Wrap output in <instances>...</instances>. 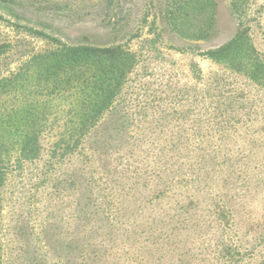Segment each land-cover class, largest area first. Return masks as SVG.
<instances>
[{"label": "rangeland", "instance_id": "374dc122", "mask_svg": "<svg viewBox=\"0 0 264 264\" xmlns=\"http://www.w3.org/2000/svg\"><path fill=\"white\" fill-rule=\"evenodd\" d=\"M0 161V264H264V0H0Z\"/></svg>", "mask_w": 264, "mask_h": 264}, {"label": "trees", "instance_id": "16d2710c", "mask_svg": "<svg viewBox=\"0 0 264 264\" xmlns=\"http://www.w3.org/2000/svg\"><path fill=\"white\" fill-rule=\"evenodd\" d=\"M86 55L87 56L91 55L96 58H99L100 63H101V60L110 61L111 63L120 62L119 64H126L125 62L127 61L126 56H122L123 54L121 52L117 54L113 49L101 50V49H90V48H78V49L70 50L68 53L69 58L76 59V61L78 58H81ZM32 138L33 137L31 138L28 137L21 146V155L25 158H32V156L36 154V151H37L36 145H35L34 139ZM1 163L2 161H0V185L2 184L3 177H4V174L2 173L3 171L1 169Z\"/></svg>", "mask_w": 264, "mask_h": 264}]
</instances>
